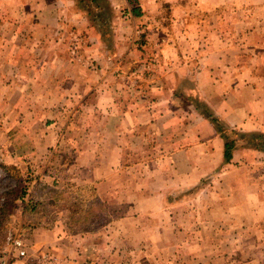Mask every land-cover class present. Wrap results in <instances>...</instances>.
<instances>
[{
	"label": "crops",
	"instance_id": "crops-1",
	"mask_svg": "<svg viewBox=\"0 0 264 264\" xmlns=\"http://www.w3.org/2000/svg\"><path fill=\"white\" fill-rule=\"evenodd\" d=\"M123 2L0 0V125L18 157L55 159L43 173L90 185L107 209L80 231L66 215L49 251L66 247L60 264H264V25L247 0L235 20L234 0H177L183 24L146 25L150 53L134 55L99 23ZM219 4L225 25H184Z\"/></svg>",
	"mask_w": 264,
	"mask_h": 264
},
{
	"label": "rangeland",
	"instance_id": "rangeland-1",
	"mask_svg": "<svg viewBox=\"0 0 264 264\" xmlns=\"http://www.w3.org/2000/svg\"><path fill=\"white\" fill-rule=\"evenodd\" d=\"M128 2L130 3L123 2L124 5L122 4L116 13L105 8V12L101 14L102 21L99 23L109 34L106 37L108 36L110 40L118 38L122 42L118 46L119 49L128 51L133 48L131 52L134 55L150 53V50L145 51L143 48L146 47L143 42L150 38L146 25H182L184 22L182 14L176 7L177 0H128ZM261 2L262 0H247L246 10L250 13L248 17L250 25H258V22L259 25H264V9L260 10L259 6ZM223 7L224 4H219V8L213 13L205 11L198 14L191 12L193 11L191 8L184 25H225L224 21L228 15L225 14ZM135 9L140 10L138 14ZM235 9L237 4L234 0L232 10ZM241 14L238 8L234 20L240 18ZM164 31L167 34L174 33L170 30ZM112 47L116 49L114 42ZM73 50L76 52L78 46H73ZM100 65L102 66V63L100 64L98 60L87 62L91 71L98 70ZM14 129L7 123L0 125V248L6 246L9 238L17 236L22 238L26 250L24 258L17 264H60L59 259L68 258L65 251L67 249L62 247L63 252L49 251L57 241L55 232L51 230L60 228L61 222L67 218L65 216L72 211L77 214L81 209L85 210L93 205V191L90 185L82 186L66 180L64 172L60 173L62 179L56 181L49 172L43 173L44 167L52 168V164L49 166V163H54L55 159L47 163V158L18 157L17 153L22 154L20 142L17 140L19 135L13 132ZM40 163L44 166L39 168ZM56 196L59 197L54 202L53 198ZM95 216L100 217L98 211ZM84 228H87V225L80 223L71 230L80 231ZM57 243L63 245L65 241L60 240Z\"/></svg>",
	"mask_w": 264,
	"mask_h": 264
},
{
	"label": "trees",
	"instance_id": "trees-1",
	"mask_svg": "<svg viewBox=\"0 0 264 264\" xmlns=\"http://www.w3.org/2000/svg\"><path fill=\"white\" fill-rule=\"evenodd\" d=\"M232 147H233V143L230 141H226L225 151H224V159L225 160L229 159V157L231 155L230 152H231ZM60 196H62V193L60 194ZM58 197L56 196L53 198L54 202H56L55 199L58 200L57 199ZM105 209H106V206L103 207V206L99 205L98 207H96V205L94 203L92 206L87 207V209H85V210L81 209L80 212H78L77 214H75L72 211L71 214L69 215L68 219H67V223L71 229L74 228L75 225L80 224V223L87 224L88 220H90L92 217H94L98 210L105 211ZM73 214L75 216H72Z\"/></svg>",
	"mask_w": 264,
	"mask_h": 264
},
{
	"label": "built area",
	"instance_id": "built-area-1",
	"mask_svg": "<svg viewBox=\"0 0 264 264\" xmlns=\"http://www.w3.org/2000/svg\"><path fill=\"white\" fill-rule=\"evenodd\" d=\"M26 254L25 245L20 237H11L6 246L0 248V264H17Z\"/></svg>",
	"mask_w": 264,
	"mask_h": 264
}]
</instances>
